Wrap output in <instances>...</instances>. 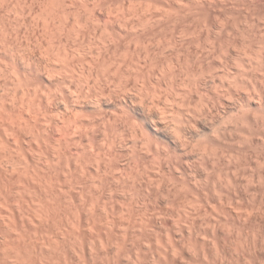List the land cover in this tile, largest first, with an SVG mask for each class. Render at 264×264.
Listing matches in <instances>:
<instances>
[{"label":"rangeland","instance_id":"obj_1","mask_svg":"<svg viewBox=\"0 0 264 264\" xmlns=\"http://www.w3.org/2000/svg\"><path fill=\"white\" fill-rule=\"evenodd\" d=\"M95 2L0 1L2 62H11L3 50L35 51L32 57L52 62L33 58L39 94L67 86L66 102L56 98L48 102L53 107H43L46 118L60 108L47 128L52 143L63 140L49 146L62 156L55 159L51 151L53 191L66 185L59 194L72 195L53 201L50 264H264V0ZM44 63L53 78L43 72ZM7 68L0 79L11 75ZM208 73L218 75L214 82ZM7 76L0 85L10 84ZM135 93L139 101L130 97ZM164 106L183 117L181 123L187 120L177 144L175 125L176 131L158 120ZM59 113L70 117L69 129ZM54 127L74 136L67 143ZM86 191L95 205L106 199L99 203L106 212L101 207L94 217L80 207Z\"/></svg>","mask_w":264,"mask_h":264},{"label":"bare ground","instance_id":"obj_2","mask_svg":"<svg viewBox=\"0 0 264 264\" xmlns=\"http://www.w3.org/2000/svg\"><path fill=\"white\" fill-rule=\"evenodd\" d=\"M1 1V0H0ZM7 1V0H6ZM87 2V0H85ZM95 1V0H94ZM97 2V0H96ZM95 2V3H96ZM94 3V4H95ZM254 9V8H252ZM255 10V9H254ZM257 11V10H255ZM253 12V11H252ZM254 13V12H253ZM251 13V15L253 14ZM258 13V12H256ZM260 13V12H259ZM258 13V14H259ZM250 13H248L249 15ZM247 15V16H248ZM249 15V16H251ZM255 15V14H253ZM251 16L253 17L254 19V16ZM248 16V17H249ZM248 17H246L248 19ZM258 17V16H257ZM259 18H260V15H259ZM258 18V19H259ZM249 20V19H248ZM5 51V53L7 54V57H9L10 59V63L9 64H6L5 66L3 65V67L7 68V67H12V69L14 70H9V68H7V71H10L11 72V75L13 73V75L11 76L10 73L7 75H3V77H1L2 79L6 78L7 76V79L4 80V81H10V84H7V82L5 83V88L3 89V87L1 88L0 87V264H50V261H49V251H50V246H51V241H53L52 239V225H53V222L55 223V220H56V217H55V213H54V218H53V212H54V203L53 201L57 198L61 203L63 202V198H69L71 197L72 198V195L70 196H63L62 194H59L60 191H58L59 189H61L62 187H65L63 185H61V188H58L57 189V193H56V188H55V191L54 190V186H53V180H52V174H54L53 172H51L52 169H54L55 166H53L54 164V156L53 155H56L55 156V159L56 157L59 155V152L57 151L56 154H54V150L56 152V149H55V144L58 142L57 140L59 139L60 142L58 143H61V141L63 142L62 139H60L59 137L57 138V142L54 144L51 142V139L50 137L52 138V134L51 136L49 135L50 133H48L47 131L50 129L51 130V126L50 125H54L56 124L57 120L54 122V116L55 114L57 113V110L58 112L60 111V108H57V110L55 111L56 113L54 114L52 111L50 113V111L52 110V107L53 105H50L52 104V99H61V97H65L66 98V91H65V88L67 86H65L64 84L62 86H65L64 89L58 86L57 90L55 89L54 90H51V89H48L50 90V94L48 92H46L45 94H42L40 95L39 94V89L41 88H37L39 85L36 86V83H35V80H34V75H35V72L37 71L35 68H34V65L37 63L34 64V61H35V57H32V53L31 51L32 50H3V52ZM0 52L2 53V51L0 50ZM35 53V51H32ZM42 52V51H41ZM5 53L3 55H5ZM33 53V54H34ZM47 53V51H46ZM37 54V52H36ZM44 55V54H42ZM50 55V53H49ZM2 56V55H1ZM0 56V57H1ZM35 56V55H34ZM37 56V55H36ZM41 56V55H40ZM3 57V56H2ZM43 56H41L40 58L42 59ZM45 57V56H44ZM47 57H49L47 55ZM211 57H212V54H211ZM35 58V59H33ZM36 59V61L40 60L39 63H43L41 61V59ZM197 58V57H196ZM48 59V58H47ZM52 60V58H50ZM1 63L2 64H5L7 62H2V59H0ZM34 60V61H33ZM43 60V59H42ZM44 60H46V57L44 58ZM43 60V61H44ZM6 61V59H5ZM48 61V63L50 62L49 60H46ZM198 61V60H197ZM201 61V60H200ZM199 61V62H200ZM194 62L195 59H194ZM197 62V63H199ZM202 62V61H201ZM47 63V62H46ZM52 63V62H50ZM38 64V63H37ZM9 65V66H8ZM40 65H44V70L43 72H48L49 73V69L52 67H50L49 65V69H48V66L46 64L45 66V63L44 64H40ZM56 65V63H55ZM74 65V64H73ZM199 65V64H198ZM7 66V67H6ZM36 68H38L39 64L38 65H35ZM201 66V65H200ZM1 67L0 65V76H1V72H3V74H7V72L5 71L6 69ZM26 68L25 70H27L25 73L23 70V73L20 72V68ZM41 67V66H40ZM63 67V66H61ZM59 67V68H61ZM65 68V67H64ZM73 68V66L71 67ZM5 69V70H4ZM19 69V71H18ZM41 69V68H40ZM56 69V67L54 68ZM63 69V68H62ZM39 70V69H38ZM42 70V69H41ZM53 70V69H51ZM58 70V69H56ZM73 70L75 71V69L73 68ZM54 71V70H53ZM61 71V69L59 70ZM64 71H66L64 69ZM63 71V72H64ZM72 71V70H71ZM51 73H49V76H53L56 75V74H53L52 71H50ZM58 72V71H57ZM67 72V71H66ZM76 72V71H75ZM42 73V72H41ZM55 73V71H54ZM59 73V72H58ZM61 73V72H60ZM59 73V74H60ZM68 73V72H67ZM73 73V71H72ZM44 74V73H43ZM50 74H53V75H50ZM66 74V73H65ZM202 75H205L203 73H201ZM199 74V75H201ZM209 74V73H208ZM48 75V74H47ZM69 75V73L67 74ZM72 77L74 76V74H71ZM37 76V75H36ZM63 76V74L61 75ZM66 76V75H65ZM218 75L216 74H209L208 75V78L209 79H212L215 80V78L217 77ZM39 77V76H38ZM46 77V75H45ZM56 77V76H55ZM198 77V76H197ZM201 77V76H199ZM198 77V78H199ZM49 78V77H48ZM47 78V79H48ZM50 78V79H52ZM75 78V77H74ZM206 78V77H205ZM0 79V82L1 80ZM65 79V78H64ZM202 79V77L200 78ZM208 79V81H209ZM49 80V79H48ZM57 80V79H56ZM60 81V79H58ZM57 80V81H58ZM55 81V79H54ZM62 81V79H61ZM64 81V80H63ZM62 81V82H63ZM202 81H205V80H202ZM3 82V81H2ZM56 82V81H55ZM61 82V84H62ZM74 82V81H73ZM198 82H201V80ZM207 82V81H206ZM214 82V81H213ZM0 85V86H3V84ZM9 83V82H8ZM63 83H66V82H63ZM42 84V83H41ZM40 84V86H41ZM56 84V83H55ZM68 84V83H67ZM200 84V83H199ZM198 83L196 84V88L198 87L199 85ZM59 85V84H58ZM71 85V83H70ZM48 86V85H47ZM51 86V85H50ZM60 86V85H59ZM69 86V85H68ZM45 87V84L44 86ZM42 87V88H43ZM54 87V88H56ZM77 87V86H76ZM199 87H201L199 85ZM48 88V87H47ZM69 89L71 88L70 86L68 87ZM196 88H193V89H196ZM2 89V91H1ZM68 89V90H69ZM77 89V88H76ZM75 89V91H76ZM198 89V88H197ZM43 90V89H41ZM40 90V91H41ZM45 90V88H44ZM47 90V89H46ZM59 90V91H58ZM74 90V89H73ZM70 91H72L70 89ZM73 94L75 95H72V96H76L77 92H75ZM79 91H82L81 89ZM130 90L127 89V87L124 85L122 86V90H121V93L124 94L126 97L128 96V93H129ZM192 91V90H190ZM189 91V92H190ZM196 91V90H194ZM200 91V90H199ZM43 92V91H42ZM41 92V93H42ZM45 92V91H44ZM70 92L68 91V94ZM79 93V92H78ZM82 93V92H81ZM191 93V92H190ZM200 94V93H199ZM10 96L12 95V97H8V98H11L9 99L10 101H7L8 98L6 96ZM70 95V94H69ZM79 95V96H78ZM77 96L80 98V93L78 94ZM84 95V94H83ZM76 96V98H78ZM82 96V95H81ZM200 96V95H199ZM132 99H135V101H139V97L138 95L135 93L134 96H130ZM7 98V99H6ZM65 98L63 99L65 102ZM73 98V97H72ZM71 98V99H72ZM57 99H56V102H57ZM52 101L50 104H48L49 101ZM62 100V103L64 102ZM74 98L72 99V102H75L73 101ZM76 100V99H75ZM60 102V100H58ZM70 101V99H69ZM78 101V100H76ZM166 101V100H165ZM55 102V103H56ZM59 102L57 103V105L59 104ZM64 102V103H65ZM68 102V101H67ZM71 102V101H70ZM79 102V101H78ZM141 103L144 102V100L141 98L140 100ZM54 103V104H55ZM58 105V106H61V104ZM76 103V102H75ZM75 103H72V104H75ZM48 104V108L51 107L50 111H49V114H52L53 113V117L52 115L51 116H48L49 118H46L47 116V113L43 112L45 111L43 109V107L45 109L46 108V105ZM45 105V106H44ZM69 105V104H68ZM76 105V104H75ZM63 106V105H62ZM65 106H67V103L65 104ZM72 107V105H71ZM69 107H67V109L65 108V112L68 110ZM64 109V108H63ZM54 110V109H53ZM62 110V109H61ZM64 112V111H63ZM67 112H70V109L67 111ZM171 112V111H170ZM113 113V112H112ZM207 113H210V111ZM206 113V114H207ZM61 113H59L60 115ZM63 114V115H62ZM61 115L63 116L62 118H60V116L58 117V115H56L58 118L62 119L61 122H66L68 123L70 119V117L68 119H66L67 114L65 113H62ZM177 113L174 114V112L172 111L171 114L169 113V111L167 110V107L164 106L162 108V111L161 113L158 115V117L160 119V121H169L172 123V126L175 125L174 127L177 128V132L178 133H175L173 130H175L176 128L173 127V133H175L176 135H174V137L176 139H172V140H176V143L177 144V141H180V137H181V130H183L182 126L184 127V125L187 127L188 125H186V123H184V121L182 122L184 125L181 126V122L180 120L183 118L181 116H177L176 115ZM116 115V117L118 116V114H114ZM46 116V117H44ZM65 116V117H64ZM105 116V115H104ZM56 117V118H57ZM179 117V118H178ZM57 118V119H58ZM66 119L65 121H63V119ZM102 118V117H101ZM110 118V117H109ZM107 118V119H109ZM186 119V118H185ZM106 120V119H105ZM104 120V121H105ZM110 120V119H109ZM108 120V121H109ZM190 120V119H189ZM188 120V121H189ZM187 121V120H186ZM185 121V122H186ZM60 123V120L58 121ZM54 123V124H53ZM58 125L60 126V128L62 127V123H60ZM63 123L65 125H67V128L69 129V123ZM174 123V124H173ZM189 123V122H188ZM192 123V121H191ZM91 124V122H90ZM94 124V123H93ZM96 124V123H95ZM104 124V123H103ZM190 124V123H189ZM64 125V127H65ZM191 125V124H190ZM189 125V126H190ZM50 126V127H49ZM58 126V128H59ZM89 126V125H88ZM86 127V128H90L89 127ZM49 127V129H47ZM185 127V128H186ZM63 128V127H62ZM66 128V127H65ZM85 128V129H86ZM182 128V129H181ZM184 128V129H185ZM53 129V128H52ZM57 129V128H56ZM70 129H73L70 127ZM84 129V130H85ZM87 129V130H88ZM172 129V128H171ZM55 130V127L54 129ZM59 132H60V135L63 134V139L64 140H69V138L72 136V133H73V130L72 133H69L68 135H66L67 137L71 134L70 137H68V139H66L67 137H64L65 136V133L66 130L64 129V132H61L63 131V129H58ZM58 130H55V131H58ZM75 130V129H74ZM90 130V129H89ZM176 131V130H175ZM184 131V130H183ZM182 131V132H183ZM50 132V131H49ZM76 132V131H75ZM88 132V131H87ZM86 132V133H87ZM181 132V133H182ZM66 133V134H67ZM82 133V132H81ZM84 133V132H83ZM80 134V133H79ZM178 134H180L178 136ZM185 134V132H184ZM50 136V137H49ZM74 136V135H73ZM72 136V137H73ZM84 136V134H83ZM71 137V139H72ZM184 137V136H182ZM61 138H62V135H61ZM187 138V136H186ZM53 139V138H52ZM183 139V138H181ZM149 140V138H148ZM147 140V141H148ZM187 140V139H186ZM185 140V137H184V140H181V142L179 143H182V146H184L186 143L188 144V141ZM82 141V140H81ZM186 141V142H185ZM51 142V143H50ZM150 142V140L148 141ZM146 142L148 145H150V143ZM206 142V141H205ZM208 142V141H207ZM69 143V141L67 142ZM73 143H76V142H73ZM178 143V145H179ZM202 143V142H201ZM204 143V142H203ZM50 144V145H49ZM53 146L54 150L50 149L49 146ZM87 144V143H85ZM84 144V145H85ZM207 144V143H206ZM65 145V144H64ZM71 145V144H70ZM77 145V144H76ZM83 145V144H82ZM181 145V144H180ZM68 146V144H67ZM66 146V148H67ZM175 146V145H174ZM200 146H204L206 147V145H200ZM198 145V147H200ZM52 147V146H51ZM71 147V146H69ZM87 147H88V144H87ZM93 147V145H92ZM150 147V146H149ZM158 146H155V148H158ZM186 149L188 148V146H185ZM184 147V149H185ZM65 148V146H64ZM65 148V150H67ZM102 148V147H101ZM152 146L149 148V150L151 149L152 150ZM202 148V147H201ZM173 149V148H172ZM206 149V148H204ZM70 149H68L69 151ZM157 149H155L156 151ZM160 150V149H159ZM53 151V155L51 154ZM63 151V150H62ZM154 151V150H153ZM190 151H193V150H190ZM64 152V151H63ZM61 153L60 154H65V153H68V152H65V153ZM102 153V151H101ZM103 153H105V151H103ZM159 153L156 152V156L157 155H161V154H157ZM170 154V153H169ZM167 154V156L169 155ZM67 155V154H66ZM166 155V154H165ZM164 155V156H165ZM61 158L62 156L59 155ZM65 156V155H64ZM71 157L73 155H70ZM171 156V155H170ZM170 156H168V161H170ZM75 157V156H74ZM159 157V156H158ZM162 157V156H161ZM160 157V158H161ZM59 158V157H58ZM57 158V159H58ZM68 157H66V160L68 161L67 159ZM78 158V156H77ZM75 158V160L73 159L72 157V160H74L73 164H76L77 161H79V159ZM164 158V157H163ZM173 158V156H172ZM43 159V160H42ZM167 159V158H166ZM41 160V161H40ZM59 160V159H58ZM57 160V161H58ZM62 160V159H61ZM64 160H65V157H64ZM63 160V161H64ZM64 161L67 162V161ZM70 160V159H69ZM165 160V158H164ZM60 161V160H59ZM173 161V160H172ZM56 162V160H55ZM59 163V162H57ZM68 163V162H67ZM71 163V162H70ZM79 164V163H77ZM175 165V163H173ZM57 165V164H55ZM68 168L70 169L71 166H69V164H67ZM72 165V164H71ZM81 165V164H80ZM79 166V165H78ZM78 166L76 165L73 166L75 169L77 168L78 169ZM82 166V165H81ZM173 166V165H172ZM53 167V168H52ZM61 167V166H60ZM57 168V166H56ZM84 168V167H82ZM176 168V167H175ZM63 169V168H62ZM75 169H72L75 170ZM58 170V168H57ZM71 170V169H70ZM81 170V168L79 169V171ZM59 171V170H58ZM83 170H81L82 172ZM56 172V170H55ZM61 172V171H60ZM59 172V173H60ZM65 171H63L62 174H64ZM71 172V171H70ZM84 172V171H83ZM58 173V172H57ZM69 173V172H68ZM74 173H77V170L76 172ZM74 173H72V175H75ZM80 173V172H78ZM77 173V174H78ZM56 174V173H55ZM53 176V178L57 177V176ZM65 174H67V172H65ZM84 174V173H83ZM60 176V174H57ZM68 175V174H67ZM70 175V174H69ZM82 175V173H81ZM65 177H67L66 175H63ZM71 176V175H70ZM77 176V175H75ZM85 176V175H84ZM64 177V178H65ZM72 179H74L73 177L74 176H71ZM70 177V178H71ZM87 177V175H86ZM59 178V177H58ZM57 178V179H58ZM85 178V177H84ZM75 179H78V178H75ZM74 179V180H75ZM82 179V178H81ZM88 179V178H86ZM106 179V178H105ZM60 180V179H59ZM57 181V182H61L60 181ZM102 180V179H101ZM101 180H99L101 182ZM76 181V180H75ZM75 181H74V184H75ZM85 181V180H84ZM89 180H87L88 182ZM73 182V181H72ZM79 182V181H78ZM103 182V181H102ZM101 182V184H102ZM56 183V181H55ZM54 183V184H55ZM64 183V182H63ZM104 183L106 184V182L104 181ZM70 184V183H69ZM73 184V183H72ZM73 184V185H74ZM78 184V183H77ZM89 184V183H88ZM94 186L97 184V183H93ZM99 185L98 186L96 185V188L94 186H92L93 188H95L96 190H98L99 187L102 188V185ZM58 185V184H56ZM68 185V183H67ZM72 185V186H73ZM81 185H85L83 184V181H82V184ZM80 185V186H81ZM76 186V184H75ZM73 186V187H75ZM68 187V186H67ZM86 187V186H82V190L83 188ZM91 187V184H90V188L92 189ZM66 188V187H65ZM88 188V186H87ZM137 188V187H136ZM69 189V188H68ZM86 189V188H85ZM91 189L89 191V194L91 192ZM100 189V188H99ZM143 189V188H142ZM62 193L63 192V189H61ZM67 190V189H66ZM70 190H73V188L71 187ZM68 190V191H70ZM139 190V189H138ZM178 190V189H176ZM67 191V193H69ZM75 192L77 190H74ZM86 191V199L83 200V203L81 204L80 207L84 208L85 210H91V214H95L96 212H98L99 209H101L102 205L104 204V201L106 199H102L103 202H97L98 204L95 205L96 201L94 203H91L89 201V198H88V201L87 200V192ZM93 191V190H92ZM105 191V190H104ZM136 191V190H135ZM54 192L56 193V195L54 194ZM74 192V193H75ZM83 192V191H82ZM94 192V191H93ZM92 192V193H93ZM96 192V191H95ZM99 192V190H98ZM100 192H101V189H100ZM103 192V190H102ZM101 192V193H102ZM110 192H114V191H110ZM71 193V191H70ZM73 193V191H72ZM85 193V191H84ZM100 193V194H101ZM104 193V192H103ZM102 193V194H103ZM109 193V192H108ZM116 193V192H115ZM55 196H54V195ZM76 194V193H75ZM96 194V193H95ZM99 194V193H98ZM98 194L96 195L98 197ZM112 194V193H110ZM134 194V193H133ZM92 194L89 195V197L91 196ZM94 195V193H93ZM109 195V194H108ZM136 195V194H135ZM143 195V194H142ZM74 196V195H73ZM96 196H94L95 198H97ZM101 195H99L100 197ZM112 196V195H111ZM81 197L82 196V193H81ZM130 197V195H129ZM70 198V199H71ZM91 198V197H90ZM93 198V197H92ZM92 198H91V201H92ZM106 198H107V195H106ZM131 198V197H130ZM84 199V197H83ZM99 199V198H98ZM97 199V200H98ZM68 200V199H67ZM94 200V198H93ZM96 200V199H95ZM109 200V199H108ZM112 200V199H111ZM116 200V198H115ZM130 199H128V202H129ZM73 203V199L72 200H69ZM114 201V200H113ZM112 201V202H113ZM106 202V201H105ZM108 202V201H107ZM118 202V201H117ZM102 204L101 206H99L100 204ZM119 203V202H118ZM127 203V202H126ZM130 203L132 204V202L130 201ZM114 203H112L113 205ZM123 204V202H122ZM125 204V202H124ZM108 205V207H112ZM127 205V204H126ZM124 205V207L126 206ZM115 206V205H114ZM114 206L111 208V211L112 209L114 208ZM120 206V205H119ZM79 207V206H78ZM105 208V206H103ZM102 207V208H103ZM123 207V206H121ZM134 207V206H133ZM110 209V208H109ZM115 209V208H114ZM113 209V211H114ZM106 208L103 210L106 212ZM118 210V209H117ZM130 210V209H128ZM133 210V209H132ZM101 211V210H100ZM99 211V212H100ZM102 211V212H103ZM109 211V210H108ZM122 211V210H121ZM102 212H100L99 214H102ZM120 212V211H119ZM108 213V212H107ZM110 213V212H109ZM92 214V215H93ZM98 214V213H97ZM96 215V214H95ZM110 216H112L111 214H109ZM94 216V215H93ZM92 216V218H93ZM99 216V215H98ZM95 217V216H94ZM97 217V216H96ZM101 217V216H99ZM109 216H107L108 218ZM113 217V216H112ZM104 218V217H102ZM110 218V217H109ZM108 218V220H109ZM96 219V218H95ZM99 219V218H97ZM106 219V218H105ZM102 220V219H101ZM104 220V219H103ZM100 221V219H99ZM106 221V220H105ZM95 222V220H94ZM97 222V221H96ZM95 222V224H96ZM103 222V221H102ZM107 222V221H106ZM104 222V223H106ZM101 223V222H100ZM98 224V222H97ZM102 224V223H101ZM100 224V225H101ZM166 224V223H165ZM103 225V224H102ZM99 226V225H98ZM101 227V226H100ZM99 227V228H100ZM106 227L107 224H106ZM103 228H104V225H103ZM102 228V229H103ZM111 229V228H110ZM108 229V230H110ZM107 230V229H106ZM102 230H100L101 232ZM112 231V230H110ZM103 232V231H102ZM106 232V231H105ZM104 232V233H105ZM107 233V232H106ZM103 235V234H102ZM108 235V234H107ZM37 247L40 248V251L38 252L37 251Z\"/></svg>","mask_w":264,"mask_h":264}]
</instances>
